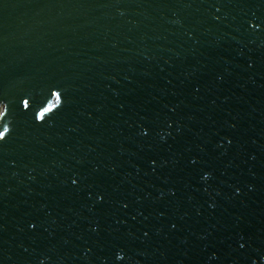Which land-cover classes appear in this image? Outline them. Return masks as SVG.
<instances>
[{"label": "water", "instance_id": "water-1", "mask_svg": "<svg viewBox=\"0 0 264 264\" xmlns=\"http://www.w3.org/2000/svg\"><path fill=\"white\" fill-rule=\"evenodd\" d=\"M0 104V264H264V0H0Z\"/></svg>", "mask_w": 264, "mask_h": 264}, {"label": "snow or ice", "instance_id": "snow-or-ice-1", "mask_svg": "<svg viewBox=\"0 0 264 264\" xmlns=\"http://www.w3.org/2000/svg\"><path fill=\"white\" fill-rule=\"evenodd\" d=\"M55 95V93H53ZM25 106H27V102L25 101ZM45 112L48 111V109H44ZM0 115H4V113L0 112ZM8 132V129L5 128L3 131H0V141L4 140L5 138V133ZM73 184H75L77 181L75 179H73L71 181ZM102 199V197H100ZM34 225H30V227H32ZM119 258V257H118Z\"/></svg>", "mask_w": 264, "mask_h": 264}, {"label": "built area", "instance_id": "built-area-1", "mask_svg": "<svg viewBox=\"0 0 264 264\" xmlns=\"http://www.w3.org/2000/svg\"><path fill=\"white\" fill-rule=\"evenodd\" d=\"M1 108H2V105L0 104Z\"/></svg>", "mask_w": 264, "mask_h": 264}, {"label": "rangeland", "instance_id": "rangeland-1", "mask_svg": "<svg viewBox=\"0 0 264 264\" xmlns=\"http://www.w3.org/2000/svg\"><path fill=\"white\" fill-rule=\"evenodd\" d=\"M0 110H1V106H0Z\"/></svg>", "mask_w": 264, "mask_h": 264}]
</instances>
